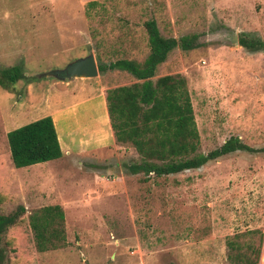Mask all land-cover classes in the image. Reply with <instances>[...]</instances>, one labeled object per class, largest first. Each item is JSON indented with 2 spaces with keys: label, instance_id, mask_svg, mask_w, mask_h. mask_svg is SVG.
<instances>
[{
  "label": "rangeland",
  "instance_id": "1",
  "mask_svg": "<svg viewBox=\"0 0 264 264\" xmlns=\"http://www.w3.org/2000/svg\"><path fill=\"white\" fill-rule=\"evenodd\" d=\"M0 0V68L21 64L25 78L0 87V210L23 205L16 250L5 264H264V51L248 52L241 33L264 38V0ZM160 33L197 34L156 70L185 77L199 151L237 136L236 150L196 169L131 174L139 158L115 140L105 95L136 81L126 71L59 80L45 73L94 54L142 62L144 21ZM50 115L61 157L14 166L7 132ZM61 206L65 244L39 252L29 224L43 206Z\"/></svg>",
  "mask_w": 264,
  "mask_h": 264
},
{
  "label": "trees",
  "instance_id": "2",
  "mask_svg": "<svg viewBox=\"0 0 264 264\" xmlns=\"http://www.w3.org/2000/svg\"><path fill=\"white\" fill-rule=\"evenodd\" d=\"M98 1H89L88 8ZM149 52L142 62L118 58L109 63L99 62L98 71L122 70L136 81L106 91L105 101L115 140L129 143L139 155L127 164L131 174L162 176L196 169L209 161L236 150L254 149L237 136H231L219 147L206 153L199 151L200 138L195 122L190 92L183 75L166 74L155 77L157 67L169 53L179 47L192 50L202 43L197 34L179 38L160 33L157 21L150 18L143 23ZM238 43L248 52L264 51V38L241 33ZM26 76L21 64L0 68V87L13 91L18 80ZM10 157L15 167H26L57 159L62 150L53 118L43 116L7 132ZM26 208L18 205L9 213L0 210V264L9 261L8 253L16 250L12 229L23 222ZM64 213L60 205H47L29 216L36 249L44 252L65 244ZM174 264V263H171ZM255 264V263H248Z\"/></svg>",
  "mask_w": 264,
  "mask_h": 264
},
{
  "label": "water",
  "instance_id": "3",
  "mask_svg": "<svg viewBox=\"0 0 264 264\" xmlns=\"http://www.w3.org/2000/svg\"><path fill=\"white\" fill-rule=\"evenodd\" d=\"M99 73L97 62L94 54L90 52L86 56L79 57L63 68L49 70L45 73L46 76H53L59 80L66 81L71 78H91Z\"/></svg>",
  "mask_w": 264,
  "mask_h": 264
},
{
  "label": "crops",
  "instance_id": "4",
  "mask_svg": "<svg viewBox=\"0 0 264 264\" xmlns=\"http://www.w3.org/2000/svg\"><path fill=\"white\" fill-rule=\"evenodd\" d=\"M107 114H108V113H107ZM108 118H109V117H108ZM109 123H110V122H109ZM110 128H111V126H110ZM58 140H59V138H58ZM59 143H60V142H59ZM60 147H61L62 154H63V151H64L63 149H64V148H63V146H62V144H61V143H60ZM56 160H57V159H56ZM50 161H51V160H50ZM46 162H49V161H46Z\"/></svg>",
  "mask_w": 264,
  "mask_h": 264
}]
</instances>
